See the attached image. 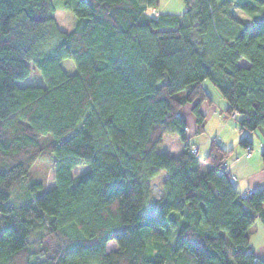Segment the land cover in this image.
I'll return each mask as SVG.
<instances>
[{
	"label": "trees",
	"instance_id": "trees-1",
	"mask_svg": "<svg viewBox=\"0 0 264 264\" xmlns=\"http://www.w3.org/2000/svg\"><path fill=\"white\" fill-rule=\"evenodd\" d=\"M60 1L69 31L52 0H0V264H264L248 241L264 187L243 197L231 150L215 138L199 158L179 113L194 103L202 132L208 80L264 142V0L156 17L158 0ZM166 133L176 158L156 151ZM48 155L44 190L33 171Z\"/></svg>",
	"mask_w": 264,
	"mask_h": 264
},
{
	"label": "rangeland",
	"instance_id": "rangeland-1",
	"mask_svg": "<svg viewBox=\"0 0 264 264\" xmlns=\"http://www.w3.org/2000/svg\"><path fill=\"white\" fill-rule=\"evenodd\" d=\"M55 6V14L54 17L58 23V26L65 31H69V27L66 25L64 13L61 6L60 0H52ZM185 10V4L183 0H158L157 7L147 9V13L156 17L158 13H170V14H181ZM234 14L237 17L246 18L244 14H242L238 8L234 9ZM203 87L209 93L212 103L204 102L199 106L200 113L204 116V120L202 123V132H197V125L195 121V117L192 113V106L194 103H188L184 105L180 109V116L184 121L187 129L188 141L190 144L195 145L198 148V157L203 159L209 150V144L212 140L217 138L220 141L221 145H225L226 147H231V153L229 157L226 159V162H230L234 160V158H238L242 153V157L244 156L246 159L250 158L251 155L260 156L261 151L263 150V145L261 141V135L258 130L256 131H241L233 127L232 122L227 118L224 114V109L226 107L225 101L222 99L221 95L218 91L213 87V85L208 81H204ZM243 137H247L252 142V150L251 152H246L247 150L242 148L239 145L240 139ZM182 144L179 138L173 133H166L162 139L160 146L156 149L158 153H165L170 155L173 158H176L181 152ZM243 157L245 162H248ZM50 156L48 155L46 158L42 159L37 166L34 167L33 175L35 177L44 178L46 183L44 182V190H49L53 187V168H49ZM244 167V165H241ZM239 165H236V168H241ZM89 167L78 166L73 170V175L77 176L84 171H86ZM202 167V171H204ZM164 178V174L160 173L154 181H152V196L150 202H154L158 200L160 195V181ZM234 180V177L231 178ZM231 180V181H232ZM234 182V181H232ZM250 191L244 192L243 194H248ZM150 206V203L147 207ZM44 234V233H42ZM250 242L255 244L258 241V233L255 234L253 230L249 231ZM115 248L113 243H109L106 247L107 250H112Z\"/></svg>",
	"mask_w": 264,
	"mask_h": 264
},
{
	"label": "crops",
	"instance_id": "crops-1",
	"mask_svg": "<svg viewBox=\"0 0 264 264\" xmlns=\"http://www.w3.org/2000/svg\"><path fill=\"white\" fill-rule=\"evenodd\" d=\"M261 143L264 149V142L262 141ZM225 145H221V146L225 150H231V147H226ZM238 154H240L238 158H234V160L230 162H226L227 172L231 176L234 177V180L231 179L232 181H234L232 182L233 186L236 188V190L240 194H243L244 192H247V191L252 192L254 190L263 188L264 187V167H263V163L261 161L260 156L253 157L251 155V157L248 159H246L243 156L248 161V162H245L243 160L242 153H238ZM236 165H239L240 167L241 165H244V167L237 169ZM251 230H253L255 234L258 233V241L255 244H252L250 242L251 237L249 235V231L251 232ZM248 241H249L250 247L252 248L256 256L264 260V223L260 218H256L253 225L249 228Z\"/></svg>",
	"mask_w": 264,
	"mask_h": 264
},
{
	"label": "built area",
	"instance_id": "built-area-1",
	"mask_svg": "<svg viewBox=\"0 0 264 264\" xmlns=\"http://www.w3.org/2000/svg\"><path fill=\"white\" fill-rule=\"evenodd\" d=\"M236 117H237V114H236V113H232V114L230 115V119H231L232 121H234V120L236 119ZM192 152H195V149H194V148H192ZM246 152L249 153V150H247ZM248 195H250V193H248V194H243V197H247Z\"/></svg>",
	"mask_w": 264,
	"mask_h": 264
}]
</instances>
